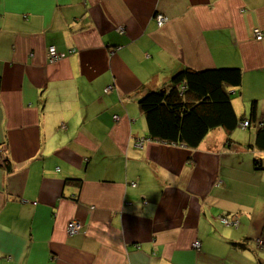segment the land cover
<instances>
[{
  "label": "crops",
  "instance_id": "obj_1",
  "mask_svg": "<svg viewBox=\"0 0 264 264\" xmlns=\"http://www.w3.org/2000/svg\"><path fill=\"white\" fill-rule=\"evenodd\" d=\"M257 27L264 0H0V264H264ZM227 66L255 124L197 148L149 138L147 90Z\"/></svg>",
  "mask_w": 264,
  "mask_h": 264
},
{
  "label": "trees",
  "instance_id": "obj_2",
  "mask_svg": "<svg viewBox=\"0 0 264 264\" xmlns=\"http://www.w3.org/2000/svg\"><path fill=\"white\" fill-rule=\"evenodd\" d=\"M242 80V69L235 66L205 69L185 67L177 71L168 86L149 89L139 99L149 138L197 148L215 129L223 128L230 132L242 126L243 121L249 122L247 127L255 124L257 101L252 102L247 117L238 115L233 104L230 89L240 86ZM259 124L253 146L264 150V119ZM3 161L6 164L10 160L5 157ZM254 163L261 167L259 159L255 158ZM232 219L238 218L229 220ZM233 244L246 248L242 243Z\"/></svg>",
  "mask_w": 264,
  "mask_h": 264
},
{
  "label": "built area",
  "instance_id": "obj_3",
  "mask_svg": "<svg viewBox=\"0 0 264 264\" xmlns=\"http://www.w3.org/2000/svg\"><path fill=\"white\" fill-rule=\"evenodd\" d=\"M155 19L158 23L159 26H163L166 22L169 21V17L163 13H156L155 14ZM254 35L255 38L258 40H261L264 37L263 32L257 27L254 29ZM49 55H51L52 60H60L61 58H64L65 54L61 53L57 50V48L55 46H51L49 47ZM111 90V87H108L106 89V91ZM115 119H119L118 115H115ZM243 127H247V125L249 124L248 121H243L242 123ZM144 142V140L142 138H140L138 140V144H142ZM133 185H136V182H133ZM223 222L226 224H233L235 226H237L239 224V220L238 219H233V220H229L226 217H223ZM81 224L78 221H70L68 223V231L69 233H77L80 229H81ZM194 246L196 248H200L201 247V242L200 241H195Z\"/></svg>",
  "mask_w": 264,
  "mask_h": 264
},
{
  "label": "rangeland",
  "instance_id": "obj_4",
  "mask_svg": "<svg viewBox=\"0 0 264 264\" xmlns=\"http://www.w3.org/2000/svg\"><path fill=\"white\" fill-rule=\"evenodd\" d=\"M48 59H49V62H51V63H54V62H56V60H52V58H51V55H49V48H48ZM61 59H63V58H61ZM60 59V60H61ZM58 61V60H57Z\"/></svg>",
  "mask_w": 264,
  "mask_h": 264
}]
</instances>
